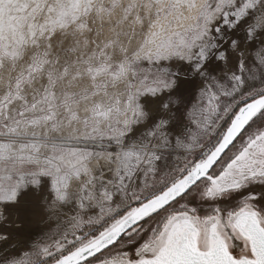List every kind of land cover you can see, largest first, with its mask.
Listing matches in <instances>:
<instances>
[{"label":"snow or ice","instance_id":"6c2138e0","mask_svg":"<svg viewBox=\"0 0 264 264\" xmlns=\"http://www.w3.org/2000/svg\"><path fill=\"white\" fill-rule=\"evenodd\" d=\"M0 264H264V0H0Z\"/></svg>","mask_w":264,"mask_h":264}]
</instances>
